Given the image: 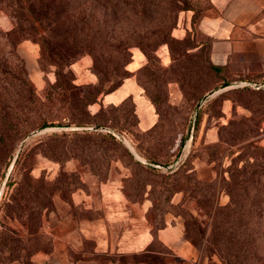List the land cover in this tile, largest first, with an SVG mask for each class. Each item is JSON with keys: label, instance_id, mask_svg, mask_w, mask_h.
I'll list each match as a JSON object with an SVG mask.
<instances>
[{"label": "trees", "instance_id": "1", "mask_svg": "<svg viewBox=\"0 0 264 264\" xmlns=\"http://www.w3.org/2000/svg\"><path fill=\"white\" fill-rule=\"evenodd\" d=\"M0 9L5 11L14 23L10 31L0 30V38L8 45V48L0 49V163L16 143L47 127L106 126L107 129L100 133L106 140L118 141L125 145L122 135L146 160H133V164L141 169V172L164 178L160 186H163L166 192L168 209L158 213L155 203L157 193H148L154 204L148 209L147 217L155 231L166 225V213L181 214L185 222L186 238L204 253L210 251L218 254L224 264H264V160L261 159L259 164L253 166L247 161L241 168H231L232 176L230 179H223L221 185V188L227 190L231 200L227 205H216V183L197 181L195 174L186 173L188 168L183 165L168 175H163L160 170L159 166H169L179 157L185 136L181 137L179 151L173 161L154 157L136 140L140 135L147 139H156L163 129L161 123L168 120L161 111L168 106L166 103L169 93H162L163 90L158 88L150 89L141 79L142 72L148 71V67L138 69L140 71L137 82L144 87L145 96L150 99L158 113V119L151 128L131 130L128 128L129 124H138L139 127V116L137 117L134 109L131 117L120 121L118 112L116 113L118 106L113 103L104 104L99 99L101 93L114 92L123 84L122 79L127 77L126 65L132 55L131 48L138 46L147 58H152L160 44L169 42L170 29L176 22L179 10L177 0H0ZM24 40H33L40 44L42 67H56L57 79L48 83L45 100L38 96L33 84L26 79L22 63L16 61L20 59L16 47ZM212 41L211 38L208 47L209 61L205 66L217 84L206 90L205 79L199 81L200 78L195 76L197 72L192 68L193 61L184 63L182 73L177 75L175 80L183 93L182 103L178 105V109L180 107L183 112H187L185 104L192 107L194 102L201 101L207 93L218 89L221 82L223 86L229 85L227 82L239 80L259 83L250 77H235L227 66L214 64L210 57ZM85 54L94 57L93 67L99 81L82 89L74 81L72 65ZM104 66L107 69L101 68ZM172 68L170 73L176 75L177 69ZM247 86L251 85H243L241 88ZM254 89L255 94L262 92L254 101L264 103V86ZM126 99L134 100L132 96ZM94 104L99 105L96 112L90 109ZM200 112L201 109L198 116ZM109 120L114 122L115 127L106 125ZM184 121H187V117ZM197 126L198 122L196 129ZM94 132L97 133L88 129L53 132L45 136L48 138L46 142L40 137L38 147L45 156L54 159L64 160L76 156L86 160L97 154V146L91 141ZM219 153V148L213 147L210 151L211 161H215ZM130 154L133 157L131 152ZM244 157L245 153H242L239 159ZM187 162L189 161L187 160L186 164ZM4 177L5 171L0 182ZM138 177H132V187H142V180H136ZM65 179L68 181L64 189H85L77 175L71 174ZM41 181L42 178L34 179L30 175H24L18 182L20 194L28 205L30 233L33 229L31 226L35 224L39 230L42 229L47 211L55 207L54 193L57 187H62L65 182L58 180L47 185ZM15 182L11 176L7 187L13 186ZM143 190H147L146 184ZM179 191L195 197L198 206L212 215L210 228L204 227L198 217L180 205L177 206V211L173 210L170 196ZM62 194L60 197L63 200L72 201L73 193ZM135 195L130 191L126 193L129 200L140 201L142 197L136 193ZM4 206L8 213L12 209L18 210L19 213L24 212L20 203L15 201ZM46 238L48 247L42 244L35 249V238L22 235L7 225H1L0 264H30L29 257L34 252L51 249V240L47 235ZM141 256L146 255L133 257ZM124 259L122 263H125ZM146 262L152 263L149 260Z\"/></svg>", "mask_w": 264, "mask_h": 264}, {"label": "rangeland", "instance_id": "2", "mask_svg": "<svg viewBox=\"0 0 264 264\" xmlns=\"http://www.w3.org/2000/svg\"><path fill=\"white\" fill-rule=\"evenodd\" d=\"M177 1L179 10L177 12L176 22L170 29L169 42L160 44L152 58H147L138 46L131 48L132 55L125 69L127 77L122 80L123 84L128 79L138 84L137 75L140 71H138V69L141 67L142 69H145V67L149 68L148 71L142 72L141 79L147 83L148 88H158L163 90L162 93L165 91L169 93L166 103L168 106L164 107V110L161 111V113L167 116L168 120L161 123L163 129L157 134L156 139H147L143 135H140L136 137V140L140 142V146L146 147L148 152L152 153L154 157L161 160L170 159L173 161L179 151L181 137L185 136L181 154L175 162L166 167L159 166L162 174L168 175L180 168L181 165L185 166V168H188L186 173L195 174L197 181L211 184L216 183L217 191L214 203L224 206L229 204L231 197L225 188H221V185L223 179H230L232 176L231 168L233 169V167L237 166L241 168L247 161L253 166L259 164L261 159L264 160V103L261 101H254V99H257L256 96L262 92L253 93V91H255V86L252 85L245 88L237 86L246 81L241 82L239 80L237 82H227L229 83L227 86H223V82H221L220 85H218V89L207 93L201 101L194 102L192 107L191 105L187 107L185 104L187 112H183L180 107L178 109V105L182 103L183 93L179 83L175 80L177 75L182 73L184 63L193 61L194 65L192 68L197 72L195 76L200 78L199 81H201L202 78L205 79L206 85L204 84V86L206 90L217 84L215 79L210 77V72H208V68L205 66L209 61L208 47L212 37L202 28V21L206 17L218 15L219 11L212 0ZM13 27L14 23L10 16L0 9V30L10 31ZM29 41L34 42L33 40ZM22 42L16 47V52L20 58L16 59V61L22 63L26 72V79L33 84L38 96H40L42 100H45V90L48 83H53L57 79L56 67L54 65L45 68L42 67L40 63L41 47L38 42H34L39 46L37 62L38 67L44 73V80L46 82L42 90L38 89L30 73L32 69L36 67V64L34 66V62L30 59L28 60L20 51L19 46ZM2 48H8V45L5 40L0 38V49ZM185 54L189 55L183 57ZM196 62L197 68H195ZM93 66L94 57L90 54L83 55L72 65L75 78L74 81L77 85H80L82 89L85 88V86L97 84L99 81V76L95 72ZM172 67L177 69L176 75L170 73L169 70H173ZM101 68L103 70L107 69L106 66ZM84 72L92 74L94 80L79 83L81 80L87 81L81 78ZM138 85L142 87L140 84ZM173 85L178 86L180 89L182 93L180 98L173 96ZM142 89L145 95L144 87H142ZM108 94L110 93H101L99 96V99H101L104 104H107L104 102V97ZM126 98L113 103L118 106L116 113L118 112L117 116L121 119L120 121H124L131 117L133 109L137 112L135 100ZM90 109L92 112H96V104L90 106ZM200 109L201 112L198 116ZM155 113L158 119L156 108ZM185 117H187L186 122L184 121ZM197 122L198 126L196 129ZM106 125L115 127L112 120H109ZM126 125H128V123ZM86 127H90L88 130L97 131V133L94 132L91 140L97 146V154L92 158L84 160V158L72 156L68 159L58 160L45 156L38 147L40 137H43L46 142L48 141V138L45 137L47 134L73 130L71 129L72 127H47L31 133L24 140L16 143L13 150L4 156V159L0 163V180L2 173L5 171V177L0 182V189L5 182L7 174H9L7 183L11 176L14 182L16 181L11 187H7L6 183L2 196L0 197V227L1 225H7L19 231L22 235L35 238L36 243L33 246L35 249L42 244L48 247V240L42 229H38L36 226L37 224L31 226L33 229L30 233L29 217L27 214L28 205L27 201L20 194L18 183L23 179L24 175H30L34 179L42 178L43 181L41 182L49 185L51 183H56L58 180L65 181V177L73 174L75 176L77 175L82 180L85 189L94 192H97V189L100 188L103 183H108L110 180L114 182L118 181L121 190L125 194L130 191L133 193V196H136V193L139 197H142L140 201L129 200L130 202L144 203L146 200H149L152 206L154 203L149 198L148 193L154 191L157 193L155 195L157 198L155 201L157 212H163L168 209V202L166 203L165 201L166 192L163 190L164 187L160 186L164 178L154 177L151 173L145 171L141 172V169L133 164L134 158L141 160L137 158L135 152L130 147L133 145L128 140L125 142L122 135L121 137L125 145L118 141L106 140L102 136L103 134H100L107 129L106 126ZM128 128L131 130H142L138 127V124L133 126L129 124ZM22 142H24L22 150L16 163L10 170L13 159L17 154L18 147ZM91 145L93 144L91 143ZM215 146L220 150L219 157L216 158L215 161H211L212 156L210 157V151ZM130 152L133 154V157ZM242 153H245V157L239 159ZM254 157L257 158V160H255ZM187 160L189 161L187 162L188 164H186ZM141 161L146 162V160ZM204 166L209 170L204 172ZM135 175L139 176L136 180H142V187H132V177H135ZM67 181L68 179L64 182L62 187H57L53 197V204H55L58 196L63 195V192L66 195H71L78 189H82H71L70 187L64 189L67 186ZM145 184L147 186L146 191L143 190ZM58 188H61V190ZM171 196L170 199L173 210L177 211V206L180 205L182 208L189 210L198 217L204 227L210 228L212 215L206 213L203 208L198 206L195 197L183 191L172 193ZM12 201L20 203L24 212L19 213L18 210L13 209L9 213L6 212V206L4 205ZM52 210V208L48 210L46 215ZM168 213H166V215ZM176 216H181V214ZM39 251L34 252L29 257L30 264H35L33 262V256ZM200 251L202 253L201 261L205 259L207 264H224L218 254L210 251L204 253L202 249H200ZM146 260L152 263L154 262L153 264H202L201 261L195 262L192 260L181 262L174 257H169L164 254L141 257L130 256L125 258L126 262H142ZM15 264L19 263L15 262Z\"/></svg>", "mask_w": 264, "mask_h": 264}, {"label": "crops", "instance_id": "3", "mask_svg": "<svg viewBox=\"0 0 264 264\" xmlns=\"http://www.w3.org/2000/svg\"><path fill=\"white\" fill-rule=\"evenodd\" d=\"M218 15L206 17L202 28L212 37L210 57L214 64L227 66L235 77H250L264 83V0H212ZM20 51L36 67L31 77L38 89L45 87L44 73L38 67L37 43L23 41ZM51 78V77H50ZM82 82L94 80L92 74L81 76ZM172 94L182 93L173 85ZM132 96L136 102L139 127L151 128L157 121L154 105L143 89L128 79L116 91L104 97L105 103H116ZM98 104H96V109ZM137 158L145 160L133 146ZM204 172L208 171L203 167ZM71 202L60 196L43 223L42 231L51 240V249L33 256L35 264H150L126 262L124 257L164 254L186 262L201 261V251L185 234L182 216L166 215V225L155 231L147 217L151 202L132 203L120 183L108 181L97 192L78 189ZM124 259L125 263H122ZM202 264H207L204 259Z\"/></svg>", "mask_w": 264, "mask_h": 264}, {"label": "water", "instance_id": "4", "mask_svg": "<svg viewBox=\"0 0 264 264\" xmlns=\"http://www.w3.org/2000/svg\"><path fill=\"white\" fill-rule=\"evenodd\" d=\"M88 128H90V127H72L71 129H73V130L78 129V130H79V129H88ZM23 144H24V142H22V143L19 145L18 150H17V154H16V156H15L14 159H13V162H12V164H11L10 170L13 168L14 164L16 163L17 158H18V156H19V154H20V152H21V150H22ZM8 178H9V174H7V177H6V179H5V182H4L3 186H2V188L0 189V197L2 196V193H3V191H4V188H5V186H6V183H7Z\"/></svg>", "mask_w": 264, "mask_h": 264}, {"label": "built area", "instance_id": "5", "mask_svg": "<svg viewBox=\"0 0 264 264\" xmlns=\"http://www.w3.org/2000/svg\"><path fill=\"white\" fill-rule=\"evenodd\" d=\"M243 85H252V86H255V87H263L264 86V83H247V82H244V83H241V84H239L237 86H243ZM124 140L126 142L127 139L124 137Z\"/></svg>", "mask_w": 264, "mask_h": 264}]
</instances>
